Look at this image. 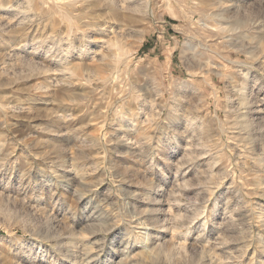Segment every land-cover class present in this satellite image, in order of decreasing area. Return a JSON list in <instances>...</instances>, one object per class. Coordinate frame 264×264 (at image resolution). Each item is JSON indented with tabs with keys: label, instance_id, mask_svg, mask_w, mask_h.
Returning a JSON list of instances; mask_svg holds the SVG:
<instances>
[{
	"label": "rangeland",
	"instance_id": "1",
	"mask_svg": "<svg viewBox=\"0 0 264 264\" xmlns=\"http://www.w3.org/2000/svg\"><path fill=\"white\" fill-rule=\"evenodd\" d=\"M262 186L264 0H0V264H264Z\"/></svg>",
	"mask_w": 264,
	"mask_h": 264
},
{
	"label": "bare ground",
	"instance_id": "2",
	"mask_svg": "<svg viewBox=\"0 0 264 264\" xmlns=\"http://www.w3.org/2000/svg\"><path fill=\"white\" fill-rule=\"evenodd\" d=\"M86 1V0H85ZM112 1V0H111ZM144 1V0H143ZM119 2V1H118ZM82 3H84V2H82ZM87 4V3H86ZM107 4V3H106ZM128 4V3H127ZM141 4V3H140ZM143 4V3H142ZM231 4V3H230ZM125 5V4H124ZM90 6V5H89ZM211 6V5H210ZM91 7V6H90ZM89 7V8H90ZM125 7V6H124ZM111 8V7H110ZM116 8V7H115ZM86 9V8H85ZM88 9V8H87ZM118 9V8H117ZM228 12V11H227ZM107 13V12H106ZM120 13V12H119ZM220 13V12H219ZM127 14V13H126ZM108 15V14H107ZM132 15V14H131ZM120 16V15H119ZM221 16V15H220ZM40 17V16H39ZM128 17V16H127ZM218 17V16H217ZM42 18V17H41ZM106 18V17H105ZM124 18H126V16L124 17ZM114 19V18H113ZM127 19V18H126ZM130 21L132 20V19H130V18H128ZM125 20V19H124ZM102 21V20H101ZM107 21V20H106ZM129 21V22H130ZM31 22V21H30ZM100 26V25H99ZM126 29V28H125ZM111 31V30H110ZM106 35V34H105ZM47 39V38H46ZM49 40V39H48ZM105 41V40H104ZM111 42V41H110ZM60 44V43H59ZM61 45V44H60ZM107 46V45H106ZM19 48V47H18ZM108 49V48H107ZM66 50V49H65ZM106 50V49H105ZM109 50V49H108ZM62 51V50H61ZM116 52V51H115ZM110 53H112V52H110ZM117 53V52H116ZM106 54V53H105ZM63 55V54H62ZM67 55V54H66ZM107 55V54H106ZM109 55V54H108ZM112 55V54H111ZM65 56V55H64ZM103 56V59L104 60H102L101 62H103V61H105V63H103V65L104 64H106V60H105V58H104V56L105 55H102ZM106 58H107V56H105ZM109 59V58H108ZM113 59V58H112ZM101 60V59H100ZM62 62V61H61ZM108 62V64H109V61H107ZM101 65V64H100ZM63 67V66H62ZM105 68H107V66L105 67ZM62 69V68H61ZM102 69H104V68H102ZM101 69V70H102ZM60 70V69H59ZM65 70V69H64ZM95 72H97L98 70H100V68L99 67H96L95 69ZM60 72V71H59ZM100 73V72H99ZM244 74V73H243ZM245 76V75H244ZM65 80V79H64ZM66 81V80H65ZM71 84V83H70ZM69 84V85H70ZM64 85H66V84H64ZM68 85V82H67V85L66 86H69ZM72 85V84H71ZM63 86V85H62ZM74 87V86H73ZM62 88V87H61ZM242 90V89H241ZM245 90V89H244ZM242 94V93H241ZM237 101V100H236ZM242 101H244V100H242ZM240 103H241V101H239ZM243 105V104H242ZM241 105V106H242ZM238 107V106H237ZM243 109V108H242ZM242 112V111H241ZM237 116V115H236ZM247 116V115H246ZM181 118H183V117H181ZM241 118V117H240ZM243 119V118H242ZM186 120V119H185ZM245 120V119H244ZM195 121V120H194ZM190 123H192V122H190ZM235 125H236V123H235ZM194 126V125H193ZM243 128V127H242ZM198 130V129H197ZM237 130V129H236ZM236 133V132H235ZM142 141V140H141ZM129 143V142H128ZM197 143V142H196ZM248 143V142H247ZM117 144V143H116ZM193 144V143H192ZM247 146V145H246ZM142 158V157H141ZM151 163V162H150ZM147 174V173H146ZM201 174V173H200ZM150 175V174H149ZM202 177V176H201ZM204 177V176H203ZM20 178V177H19ZM84 180V179H83ZM259 185V184H258ZM25 186V185H24ZM261 186V185H260ZM260 186H257V187H260ZM263 188H264V186H262ZM261 187V188H262ZM193 190V189H192ZM261 190V189H260ZM64 191V190H63ZM262 191V190H261ZM144 192V191H143ZM192 192V191H191ZM258 192V191H257ZM147 194V193H146ZM235 196V195H234ZM177 197V196H176ZM149 198V197H148ZM186 199V198H185ZM149 200V199H148ZM140 201V200H139ZM169 201V200H168ZM187 201V200H186ZM242 202V201H241ZM191 203V202H190ZM171 204V203H170ZM259 207V206H258ZM246 209V208H245ZM95 210H97V209H95ZM103 210V209H102ZM204 210H205V208H204ZM229 210V209H228ZM243 210V209H242ZM99 211V210H98ZM227 211V210H226ZM238 211H239V209H238ZM262 211H264L263 209H262ZM96 213H97V211H95ZM102 212V211H101ZM103 212H104V210H103ZM169 212V211H168ZM225 212V211H224ZM240 212V211H239ZM259 212V211H258ZM257 212V213H258ZM100 212H98V214H99ZM108 213V212H107ZM161 214V213H160ZM230 214V213H229ZM232 214V213H231ZM100 215H103L104 216V214H100ZM106 215V214H105ZM148 215V214H147ZM223 215V214H222ZM225 215V214H224ZM263 215V214H262ZM262 215H260V216H262ZM97 216H99V215H97ZM96 216V217H97ZM144 216V215H143ZM195 216V215H194ZM91 217V216H90ZM100 217H102V216H100ZM230 217V216H229ZM229 217H227V218H229ZM246 217V216H245ZM263 217V216H262ZM99 218V217H98ZM97 218V219H98ZM103 218V217H102ZM169 218V217H168ZM231 218V217H230ZM241 218V217H240ZM258 218H259V216H258ZM99 219H101V218H99ZM232 219V218H231ZM102 220H104V219H102ZM260 220H262V218L260 219ZM138 221V220H137ZM259 221V220H258ZM101 222H103V221H101ZM136 222V221H135ZM260 222H262V221H260ZM132 223V222H131ZM100 224V223H99ZM100 225H102V224H100ZM104 225V224H103ZM92 226V225H91ZM257 226H259V225H257ZM148 229V228H147ZM227 231V230H226ZM232 231V230H231ZM216 233V232H215ZM224 233V232H223ZM139 234V233H138ZM219 234V233H218ZM221 234V233H220ZM224 235V234H223ZM224 236H226V235H224ZM197 237V236H196ZM198 239V238H197ZM200 239V238H199ZM223 239V238H222ZM258 240V239H257ZM213 243V242H212ZM211 243V244H212ZM171 244V243H170ZM199 244V243H198ZM210 244V243H209ZM259 244V243H258ZM202 245V244H201ZM196 246V245H195ZM203 246V245H202ZM149 247V246H148ZM147 247V248H148ZM215 247V246H214ZM222 247V246H221ZM260 247V246H259ZM86 248V247H85ZM198 248V247H197ZM216 248V247H215ZM259 249V248H258ZM262 249V248H261ZM155 250V249H154ZM204 250V249H203ZM220 250V249H219ZM84 251V250H83ZM121 251V250H120ZM142 251V250H141ZM122 252V251H121ZM204 252V251H203ZM209 252V251H208ZM262 252H263V249H262ZM138 253V252H137ZM155 253H156V251H155ZM83 254V253H82ZM85 254V253H84ZM152 254V253H151ZM208 254V253H207ZM129 255V254H128ZM205 255V254H204ZM81 256H84V255H81ZM125 256V255H124ZM208 256V255H207ZM261 256V255H260ZM88 257V256H87ZM228 257H230V256H228ZM208 258V257H207ZM83 259V258H82ZM211 259V258H210ZM36 261V260H35ZM211 261V260H210ZM258 261V260H257ZM135 262V261H134ZM236 262V261H235ZM117 264H119L118 262H116ZM216 263V262H215ZM221 263V262H220ZM86 264V263H85ZM121 264V263H120ZM219 264V263H218Z\"/></svg>",
	"mask_w": 264,
	"mask_h": 264
}]
</instances>
